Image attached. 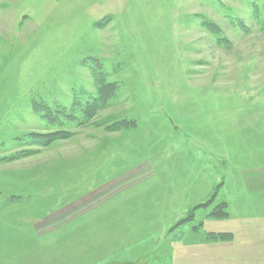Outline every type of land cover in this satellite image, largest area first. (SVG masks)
<instances>
[{"label": "rangeland", "instance_id": "1", "mask_svg": "<svg viewBox=\"0 0 264 264\" xmlns=\"http://www.w3.org/2000/svg\"><path fill=\"white\" fill-rule=\"evenodd\" d=\"M263 23L264 0H0V264H264Z\"/></svg>", "mask_w": 264, "mask_h": 264}, {"label": "trees", "instance_id": "2", "mask_svg": "<svg viewBox=\"0 0 264 264\" xmlns=\"http://www.w3.org/2000/svg\"><path fill=\"white\" fill-rule=\"evenodd\" d=\"M261 30L264 32V23H263V27ZM94 76H95L94 78L96 82L95 84L97 87V96L92 99V102L90 104L86 105L82 109L83 115L87 119L91 118L96 112V110L99 109L106 102V100L114 93V91H116L115 90L116 86L114 84L104 82L105 76L103 73H100V72L99 74L95 73ZM39 115L41 117H45L49 122L52 121L54 123L55 118L52 117L51 115L49 114L48 115L39 114ZM31 136L34 139L30 141H33V142L36 141L37 144L44 146L58 138H66V133L62 130H57V131L50 132V133H32Z\"/></svg>", "mask_w": 264, "mask_h": 264}]
</instances>
